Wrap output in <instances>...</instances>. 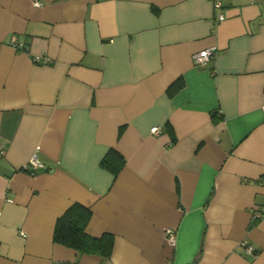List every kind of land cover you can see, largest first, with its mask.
Masks as SVG:
<instances>
[{
	"label": "crops",
	"instance_id": "obj_1",
	"mask_svg": "<svg viewBox=\"0 0 264 264\" xmlns=\"http://www.w3.org/2000/svg\"><path fill=\"white\" fill-rule=\"evenodd\" d=\"M262 203L264 0H0V264H264Z\"/></svg>",
	"mask_w": 264,
	"mask_h": 264
},
{
	"label": "trees",
	"instance_id": "obj_2",
	"mask_svg": "<svg viewBox=\"0 0 264 264\" xmlns=\"http://www.w3.org/2000/svg\"><path fill=\"white\" fill-rule=\"evenodd\" d=\"M178 85H171L168 93L172 94ZM101 164L111 170L115 175L124 164L122 155L111 149L103 157ZM91 217V210L79 202H73L57 218L53 240L59 244L75 249L79 253L98 254L109 256L113 246V237L110 234L91 236L86 232V226Z\"/></svg>",
	"mask_w": 264,
	"mask_h": 264
},
{
	"label": "built area",
	"instance_id": "obj_3",
	"mask_svg": "<svg viewBox=\"0 0 264 264\" xmlns=\"http://www.w3.org/2000/svg\"><path fill=\"white\" fill-rule=\"evenodd\" d=\"M211 1L213 3L214 7L218 8V7H221L222 2L224 0H211ZM34 4L39 6L40 2H35ZM223 19H224L223 14H220V15L217 16V21H222ZM10 45L16 51H25V52L27 51V46L23 42H19V41H16V40L12 39L11 42H10ZM214 51H215V47H210V48L203 49L200 52L194 53L192 55L193 62L195 64H199V63L205 62L206 60L211 58V56L213 55ZM157 131H158V126H153L151 128V132L156 133ZM30 163H31V165L33 167H39V166L42 165L36 160V158L31 159ZM261 217H264V203L259 205L253 212V218L254 219H259ZM165 232H166L167 241L171 245H174V243H175V231L172 230V229H167ZM241 244L244 246V249L247 252H249V253L253 252L252 246L248 245L245 240H243V242Z\"/></svg>",
	"mask_w": 264,
	"mask_h": 264
}]
</instances>
